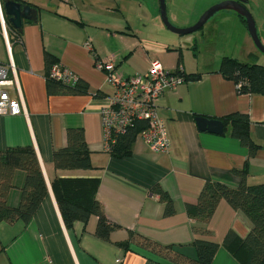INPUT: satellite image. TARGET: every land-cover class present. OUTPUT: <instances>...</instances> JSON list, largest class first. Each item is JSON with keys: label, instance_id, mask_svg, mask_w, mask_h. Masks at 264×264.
Instances as JSON below:
<instances>
[{"label": "crops", "instance_id": "1", "mask_svg": "<svg viewBox=\"0 0 264 264\" xmlns=\"http://www.w3.org/2000/svg\"><path fill=\"white\" fill-rule=\"evenodd\" d=\"M24 1L37 7V19L23 20L19 31L8 23L0 0V63L14 64L15 71L9 75L14 84L6 90L20 101L22 109L17 115H0V153L34 147L47 194L26 223L0 222V264H178L141 246L130 233L173 245L186 257L195 258L192 241L198 233L193 227L198 223L188 217L185 208L196 202L203 184L217 181L236 187L240 177L232 169L245 164L247 184L264 181V96L239 94L236 84L217 72L224 55L242 61L254 59L264 66V54L254 45L246 26L234 11L221 10L206 22L205 29L189 37L178 34L173 40H163L165 26L156 0ZM221 1L165 0V7L169 21L183 26L193 24L208 7ZM246 7L264 44V0H247ZM146 25L155 27L158 38L144 36L141 28ZM46 54L72 70L83 90L48 91ZM108 58L122 76L145 72L152 59L169 69L181 66L185 74H200L197 80L164 91L155 103L170 141L166 153H153L139 135L128 156L116 158L106 149L98 112L113 87L95 60ZM233 112L249 117L251 137L259 145L251 157L228 131H201L195 121L196 116L218 119ZM69 128H82L91 168L54 167L53 151L66 145ZM24 177L23 171L14 172L15 187L6 196L8 204L18 203ZM56 178L98 180L94 196L109 223L117 225L109 234L110 241L94 234V214L65 226L52 189ZM155 185L171 198L173 214H163V203L151 192ZM204 227L207 232L201 237L220 243L211 264H237L221 242L228 230L245 237L251 228L246 215L221 200ZM127 240L126 248L114 244Z\"/></svg>", "mask_w": 264, "mask_h": 264}, {"label": "trees", "instance_id": "2", "mask_svg": "<svg viewBox=\"0 0 264 264\" xmlns=\"http://www.w3.org/2000/svg\"><path fill=\"white\" fill-rule=\"evenodd\" d=\"M21 4H27L37 9L31 3L24 0H16ZM237 14V13H236ZM240 21L246 26L243 16L237 14ZM56 61L46 54V74L48 91L51 93H76L83 90L80 79L75 86H66L49 77V70ZM224 78L239 84L237 92L259 93L264 96V66L254 59L242 61L231 56H222L217 69ZM184 73V70H183ZM185 80H197L199 73L185 74ZM222 121L224 132L239 140L242 146L248 149L249 156H253L259 148L250 134V120L247 114L233 112L218 118ZM143 122H137L125 134L119 136L112 145L109 153L116 158H122L130 154V145L137 134L144 129ZM66 145L53 151V164L56 169H89L90 151L86 145L82 128H69L65 133ZM16 170L25 173L24 182L19 187V200L15 205L6 202L8 192L14 188L12 182ZM232 172L240 177L236 187H230L217 181H206L195 203L186 205L188 217L198 224L193 227L195 235L192 245L196 251L195 258L186 257L181 252L173 249V245H160L141 236L137 243L151 250L162 258L176 263L211 264L220 243L202 238L207 230L205 225L210 220L214 210L221 200L226 201L234 210L242 211L251 223V228L243 239L239 238L233 230H228L221 242L237 261V264H264V181L249 185L246 183L247 166L240 169H232ZM98 180L93 178H56L52 181V189L60 210L61 217L66 227L73 222L86 221L90 214L97 217L94 234L102 240L110 241L109 234L117 225L109 223L102 205L94 196ZM151 192L157 194L159 201L164 205L163 214H173L174 206L169 195L159 185L152 187ZM47 194V185L34 147L8 148L0 153V222L13 223L22 221L26 223L34 214L40 202ZM129 240L114 243L116 246L126 248Z\"/></svg>", "mask_w": 264, "mask_h": 264}, {"label": "built area", "instance_id": "3", "mask_svg": "<svg viewBox=\"0 0 264 264\" xmlns=\"http://www.w3.org/2000/svg\"><path fill=\"white\" fill-rule=\"evenodd\" d=\"M90 47V43H87ZM98 69L106 71V79L113 87L105 103L99 109L100 121L109 151L117 138L125 134L137 122L145 127L137 135L153 153H166L170 147L166 124L156 112V101L166 90L175 89L184 83L183 68L164 67L159 60L152 59L143 73L130 76L118 75L112 59L95 60ZM12 62L8 65L0 63V115L22 113L21 103L9 96L6 86L14 84L10 73H14ZM49 77L66 86H75L78 76L70 69L54 63L49 70ZM239 84H236V89Z\"/></svg>", "mask_w": 264, "mask_h": 264}, {"label": "water", "instance_id": "4", "mask_svg": "<svg viewBox=\"0 0 264 264\" xmlns=\"http://www.w3.org/2000/svg\"><path fill=\"white\" fill-rule=\"evenodd\" d=\"M1 2L4 14L7 16V21L13 28L20 31L23 20L36 21V8L27 4H21L16 0H1ZM246 4L247 0H224L218 2L208 7L193 24L184 27L175 26L169 21L166 13L165 0H159V12L162 23L169 31L177 34H188L199 30L216 12L221 10L234 11L244 17L247 31L254 45L264 54V44L259 38L256 23ZM195 121L198 129L201 131L223 134L224 126L220 119L196 116Z\"/></svg>", "mask_w": 264, "mask_h": 264}, {"label": "rangeland", "instance_id": "5", "mask_svg": "<svg viewBox=\"0 0 264 264\" xmlns=\"http://www.w3.org/2000/svg\"><path fill=\"white\" fill-rule=\"evenodd\" d=\"M156 2L158 3V7H159V0H156ZM158 10H159V8H158ZM159 18H160V14H159ZM168 18H169V17H168ZM169 20H170V19H169ZM160 21H161V19H160ZM210 21H212V20H210ZM161 22H162V21H161ZM170 22H171V21H170ZM171 23L174 24V25H176V26H179V27L188 26V25H183V26H181V25H177V24H175V23H173V22H171ZM207 23H209V22L207 21ZM207 23H205V24L203 25V27L200 28L199 30L201 31L202 29H205V28L207 27V25H209V24H207ZM191 24H192V23H191ZM191 24H190V25H191ZM205 25H206V26H205ZM163 27H164V25H163ZM141 30H142L144 36L146 35V36H148V37H150V38H152V39H154V38H158V37H157L158 31L155 30V27L152 26V25H146L145 27H142ZM199 30H197V31H199ZM163 31H164V35H165V37L162 38L163 40H165V39L173 40V39H174L175 37H177V35H178V34L171 33V32L168 31L165 27H164V30H163ZM197 31H194V32H192V33H188V34H185V35H182V36H188V37H189V35H193V34L197 33ZM169 37H172V38H169Z\"/></svg>", "mask_w": 264, "mask_h": 264}]
</instances>
